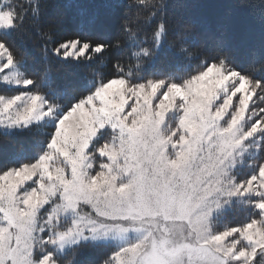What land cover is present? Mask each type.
Here are the masks:
<instances>
[{"label":"snow or ice","instance_id":"obj_1","mask_svg":"<svg viewBox=\"0 0 264 264\" xmlns=\"http://www.w3.org/2000/svg\"><path fill=\"white\" fill-rule=\"evenodd\" d=\"M241 6L264 21V0ZM122 7L112 40L61 32L62 17L45 30L40 0H0V137H39L0 145V264H80L88 248L101 264H264V62L239 67L223 38L190 51L169 0ZM141 12L135 63L108 61ZM25 31L43 37L41 70L16 45ZM176 41L195 63L150 68ZM53 62L83 84L64 91ZM230 211L244 215L220 226Z\"/></svg>","mask_w":264,"mask_h":264},{"label":"trees","instance_id":"obj_2","mask_svg":"<svg viewBox=\"0 0 264 264\" xmlns=\"http://www.w3.org/2000/svg\"><path fill=\"white\" fill-rule=\"evenodd\" d=\"M131 0H40L44 29L55 18L62 17L64 23L61 32L70 33L81 28L94 32L107 39L114 40L119 32V23ZM171 5L170 16L181 18L193 25L191 37L187 41L190 51H199L205 41L207 46L214 45L217 38H223L238 66L243 68L248 64L259 66L264 62V21L260 10L256 7H242L241 0H169ZM137 9H133L135 14ZM141 12L143 30L137 39L125 40L122 47L113 48L108 54V61L113 58H122L125 63H135L134 53L139 51L140 41L150 38V22L144 21ZM170 39L172 37L170 36ZM194 41V42H193ZM17 47L25 53L29 70L43 69L46 61L43 55V37L34 31H25L15 34ZM184 41H176L172 47H165L150 68H183L194 64L186 52L181 51ZM54 79L66 92L79 88L85 77V71L72 67L65 69L59 64L52 63ZM61 99L67 101L68 97ZM39 137L36 135H17L4 143L0 137L2 150L7 152L20 151L32 146ZM243 212L230 211L226 216L221 215L220 226L224 223H235L243 217ZM215 219V217H214ZM105 249H83L78 255L80 264H101L105 258ZM67 259V258H66Z\"/></svg>","mask_w":264,"mask_h":264}]
</instances>
